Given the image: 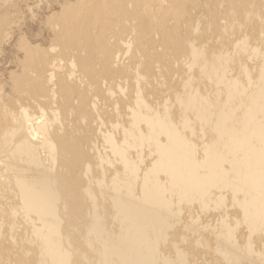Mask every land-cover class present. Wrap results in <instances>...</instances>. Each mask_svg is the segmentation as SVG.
Here are the masks:
<instances>
[{"label":"bare ground","instance_id":"bare-ground-1","mask_svg":"<svg viewBox=\"0 0 264 264\" xmlns=\"http://www.w3.org/2000/svg\"><path fill=\"white\" fill-rule=\"evenodd\" d=\"M45 9L0 0V264H264V0Z\"/></svg>","mask_w":264,"mask_h":264},{"label":"rangeland","instance_id":"rangeland-1","mask_svg":"<svg viewBox=\"0 0 264 264\" xmlns=\"http://www.w3.org/2000/svg\"><path fill=\"white\" fill-rule=\"evenodd\" d=\"M46 1L52 2V1H55V0H28V5L33 8V11H34V13L36 15L35 18H36L37 21H39V20L41 21V19L43 18V16L47 14V10L45 9V2ZM37 21L31 22L29 20H26L25 22H23L25 25L22 26V28H23L24 31H26V35H27V37H29V39L31 41H34L35 38H37L36 37L37 36L36 34L39 31L42 32L43 34H42L41 38H37V39L39 41L41 40L40 42H42L43 44H45L46 43V40H47V37H48L47 30H46V28L42 29V24H40V21L39 22H37ZM32 34H34V35H32ZM14 40H16V33L14 34V36H13L11 42H10L11 43L10 45H13L15 43ZM12 42H14V43L12 44ZM10 49L12 51H15L14 52L15 54H19L20 55V52L16 51V49L14 48V46H12V47L11 46H8V47L6 46L4 48V50L6 52L5 53L6 54L5 55L6 59L9 58V60H10L11 58H13V55H15V54H13V52ZM10 51L12 53L10 55L11 58L9 57ZM6 62H8V61H6ZM6 62H5V65L9 66L10 68H13V65L12 64L8 65V64H6ZM7 66H5V67H7ZM4 79H5V77H4Z\"/></svg>","mask_w":264,"mask_h":264}]
</instances>
